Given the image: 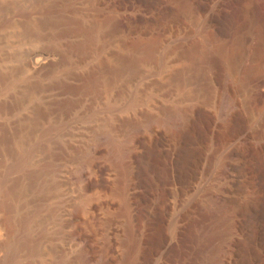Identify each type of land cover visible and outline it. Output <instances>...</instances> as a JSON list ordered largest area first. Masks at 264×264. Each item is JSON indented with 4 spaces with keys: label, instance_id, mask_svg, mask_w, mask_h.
I'll use <instances>...</instances> for the list:
<instances>
[{
    "label": "rangeland",
    "instance_id": "374dc122",
    "mask_svg": "<svg viewBox=\"0 0 264 264\" xmlns=\"http://www.w3.org/2000/svg\"><path fill=\"white\" fill-rule=\"evenodd\" d=\"M93 1L0 0V219L9 215L16 228L14 264H206L218 252L232 264H264V31L256 56L232 73L208 35L218 37L223 13L238 4L171 0L187 7L174 41L193 50L149 55L130 44L150 39L148 31L128 35L119 27L95 53L100 31L72 29L74 6L87 9L80 17L91 31L100 20L110 29L143 12L149 0H114L116 8L99 12ZM40 51L53 62L34 70ZM181 109L183 124L163 119ZM113 134L130 135L126 157L111 153ZM86 159L83 185L71 170ZM219 195L231 210L205 233ZM86 196L90 212H83ZM97 210L110 213L113 225L98 220ZM74 236L85 238L79 247Z\"/></svg>",
    "mask_w": 264,
    "mask_h": 264
},
{
    "label": "bare ground",
    "instance_id": "6f19581e",
    "mask_svg": "<svg viewBox=\"0 0 264 264\" xmlns=\"http://www.w3.org/2000/svg\"><path fill=\"white\" fill-rule=\"evenodd\" d=\"M116 1V0H115ZM196 2H198L199 4H203V0H195ZM173 1L171 0H149L147 6L145 7V10L143 12H138V13H133L131 14L132 16L130 17H127L125 19H120L119 17L121 16H117V18H119L120 20H114L112 22L113 25L111 27V25H109L110 29L106 28L104 26V23L107 21L106 20H103L105 22H100L98 23H95L93 26H92V29L91 31L86 30V28L83 26V21L81 19L80 16H85L86 15V11L87 9L85 10L84 8H81V7H76L74 6V16L71 18H68V23L72 26V29L76 30V31H83V32H86V34H88L89 36H91V32L94 30L98 32V30L100 31V35H99V43H98V46H97V49H95V53H100L102 51H104L111 43L114 38V36H116L115 34L117 33V29H120L121 28H124V30L126 29L127 31V34L129 32H146L148 31L150 34H151V37L150 39H148L147 41L143 42V41H138L134 44L130 43L132 46H140V45H144L148 54H153V53H160V55L162 56V58L166 59L176 53H185V51H187L188 49L190 50V48H194L195 46L192 45V47L190 46L189 47H186V46H183V44H179V43H176L174 41V38L175 37H178L176 35H179L181 33V28L183 26L182 23H183V17L186 10H187V7L180 4L179 8H176L173 4H172ZM232 2H234V5L235 3L238 4V6L236 8H234L233 11L229 10L230 12L229 13H223L225 14L224 16V22L222 23L221 27L219 28V33L217 34L218 37L216 35H214V33L210 32L209 35H208V39L209 41L211 42H214L215 43V46H216V51H218L219 53H221L225 58H226V61H227V67L229 68V70L233 73L236 71V69L241 65L242 62H247V61H250L251 59H253L256 54L258 53L259 51V46H258V37L263 33L264 31V0H232ZM107 5H111L113 6V8H116V2H114V0L112 1H109V0H94L92 2V5H91V8L97 12H99V10H102V8H104L105 6ZM230 5V4H229ZM233 5V3H232ZM110 7V6H109ZM108 7V8H109ZM229 8V7H228ZM90 9V8H88ZM178 9V10H177ZM90 11V10H89ZM102 12V11H101ZM133 12V11H132ZM189 12V11H188ZM122 13V12H121ZM221 13V12H220ZM91 14V13H90ZM89 15V14H88ZM94 15V14H93ZM110 16V15H109ZM124 17V16H123ZM116 18V17H115ZM114 18V19H115ZM107 19V18H106ZM113 19L110 18V20ZM189 19V18H188ZM223 19V17H222ZM202 21V20H201ZM109 22V21H108ZM111 24V23H110ZM107 25V24H106ZM197 26V25H196ZM103 27H105L106 29H103ZM123 31V30H122ZM125 32V31H124ZM203 32V31H202ZM126 33V32H125ZM216 33V32H215ZM126 34V35H127ZM129 35V34H128ZM116 38V37H115ZM121 40V39H120ZM97 42V41H96ZM193 42V41H192ZM195 44V43H194ZM131 47V46H130ZM139 49V48H138ZM144 50V49H143ZM193 50V49H192ZM155 55V54H154ZM184 55V54H183ZM158 56V55H157ZM177 56V55H176ZM180 57V56H179ZM35 60V63H36V69L34 70H41V69H44L46 68L47 66L51 65L52 62H53V56L52 54L48 53V52H43V51H40L38 53L35 54L34 58ZM159 59V58H158ZM172 59V58H171ZM225 60V59H224ZM243 65V63H242ZM241 65V66H242ZM207 67V66H206ZM240 69V68H239ZM238 70V69H237ZM247 70V69H246ZM239 71V70H238ZM237 71V72H238ZM243 71V70H242ZM240 70V72H242ZM245 71V70H244ZM237 72L235 75H237ZM247 72V71H246ZM245 72V73H246ZM242 79H241V82L243 84H245L246 82V77H245V74L243 75L242 74ZM230 97V96H229ZM227 99V98H226ZM225 99V100H226ZM233 99H231L230 101L232 102ZM230 101L228 102L230 104ZM225 102V101H224ZM223 102V103H224ZM227 103V101H226ZM225 104L226 105H228ZM232 104H230L231 106ZM229 106V105H228ZM224 107V105H223ZM227 107V106H226ZM187 111V110H186ZM226 112V111H225ZM183 110H177L175 112H171V113H168V115L166 117H163V119L168 122V123H171V124H177L178 121H182V118H183ZM162 119V120H163ZM164 121V122H165ZM180 121V122H181ZM152 122V121H150ZM149 122V123H150ZM163 122V121H162ZM183 124V121L181 122ZM154 123H152L153 125ZM150 126V124H148ZM155 125V124H154ZM179 125V124H178ZM181 125V124H180ZM159 126V125H158ZM154 127V126H153ZM174 127V126H172ZM177 127V125L175 126V128ZM147 128V127H146ZM151 129V127H149ZM178 128V127H177ZM139 129V127H138ZM160 129V127H159ZM133 130V129H132ZM137 130V129H135ZM134 130V131H135ZM147 130V129H145ZM156 130V129H155ZM128 131V130H127ZM131 131V130H130ZM140 131V129H139ZM148 131V130H147ZM154 131V130H153ZM132 133H134L133 131H131ZM150 132V131H148ZM152 132V131H151ZM154 133V132H153ZM127 134V133H126ZM112 135V134H111ZM128 135V134H127ZM133 135V134H131ZM119 136V135H118ZM114 136L113 134V137L111 136L110 138V148H111V153L113 154V156L117 157L118 159L122 158V157H126L125 154H126V146H127V143L130 142L129 139H130V135L125 137L126 139H122L118 138ZM237 137V136H236ZM238 138V137H237ZM134 139V138H132ZM153 139V138H152ZM108 141V140H107ZM173 142V141H172ZM177 142V141H175ZM131 143V142H130ZM129 143V144H130ZM174 143V142H173ZM179 143V142H178ZM128 144V145H129ZM175 144V143H174ZM177 144V143H176ZM175 144V146H176ZM150 145V144H149ZM179 147V146H177ZM170 148V147H169ZM174 149V148H173ZM178 149V148H177ZM91 150V149H90ZM89 150V151H90ZM95 150V148H94ZM98 150V149H97ZM171 150H172V147H171ZM175 150V149H174ZM96 151V150H95ZM91 152H93L91 150ZM89 153V152H88ZM96 153V152H95ZM94 154V153H93ZM92 154V155H93ZM111 154V155H112ZM127 154H128V151H127ZM92 157V156H91ZM90 158V157H89ZM88 159V158H87ZM86 161H81L79 162V164L77 165L75 163V167L73 168V170L71 171H74L75 174H72V173H68L69 175L72 174L73 178L75 179L76 182H80L83 181L84 179L85 180H88L86 179L87 176L89 175V160ZM62 160V159H61ZM81 160V159H80ZM79 160V161H80ZM88 161V163H87ZM61 162V161H60ZM69 163V161H67ZM78 163V162H77ZM91 163V162H90ZM69 165V164H68ZM73 165V164H71ZM70 165V166H71ZM93 165V164H92ZM104 165V164H103ZM59 166V165H58ZM57 166V168H58ZM67 166V165H66ZM74 166V165H73ZM65 167V166H64ZM68 168V167H67ZM72 168V167H71ZM94 168V167H93ZM60 169V168H59ZM66 169V168H64ZM63 169V170H64ZM70 169V168H69ZM95 169V168H94ZM98 169V168H97ZM96 169V170H97ZM101 169V168H100ZM62 170V169H61ZM59 170V171H61ZM104 170V169H103ZM112 170V169H111ZM114 170V169H113ZM58 171V170H57ZM70 171V172H71ZM73 172V173H74ZM114 172V171H113ZM111 172V173H113ZM116 172V171H115ZM63 173V172H62ZM96 173V172H95ZM118 174V172H116ZM93 174V173H92ZM101 174V172H100ZM110 174V173H109ZM95 175V174H94ZM103 175V174H102ZM91 176V173H90V178L93 179ZM96 176V175H95ZM100 176V175H99ZM98 176V177H99ZM108 176V175H107ZM106 176V177H107ZM114 176V175H113ZM67 177V176H66ZM105 177V176H104ZM105 177V178H106ZM108 177L109 180L111 179L112 180V175H109ZM117 178L118 175L116 176ZM116 177H113L114 179L117 180ZM68 178V177H67ZM103 178V179H105ZM147 178V177H146ZM71 179V177H70ZM74 179H73V182H74ZM98 179V178H97ZM144 179V178H143ZM66 180V179H65ZM133 180V179H132ZM135 180V179H134ZM68 181V179H67ZM94 181V179L92 180ZM139 181V180H138ZM71 182V181H70ZM86 182V181H84ZM89 182L91 183V180L89 179ZM113 182V180H112ZM140 182V181H139ZM142 182V181H141ZM2 183L3 182V174L0 170V192H1V186H2ZM63 183H64V180H63ZM62 183V184H63ZM87 183V182H86ZM137 183V182H136ZM144 183V181H143ZM72 186L76 185V183H71ZM70 184V185H71ZM81 184L84 185V183L81 182ZM89 184V183H88ZM87 184V186H88ZM135 184V183H133ZM139 184V183H138ZM136 185V184H135ZM145 184H143L144 186ZM65 185L63 184L62 188L66 189L64 187ZM67 186V185H66ZM69 186V185H68ZM90 186V184H89ZM88 186V187H89ZM71 187V186H70ZM80 187V186H79ZM84 187V186H83ZM83 187H80L82 189H85L87 188L85 186V188ZM131 187V185H130ZM145 187V186H144ZM74 187H71V188H68L66 191L67 192H70L74 189H72ZM146 188V187H145ZM63 189V190H64ZM75 189L77 190V187H75ZM106 189V188H105ZM132 189V187H131ZM143 189L141 192H144V188H141ZM62 190V191H63ZM79 190V189H78ZM86 190V189H85ZM88 190V189H87ZM130 189L127 190V192L129 191ZM133 190V189H132ZM61 191V192H62ZM65 191V190H64ZM63 191V192H64ZM75 191V190H74ZM78 193V191H75ZM82 191V190H81ZM105 191V190H103ZM131 191V190H130ZM140 191V190H139ZM84 191H82L83 193ZM86 192V191H85ZM96 192V191H95ZM132 192V191H131ZM140 192V195L142 194ZM7 191L5 190V195H7ZM76 193V194H77ZM108 193V191L106 192ZM133 193V192H132ZM131 193V195H132ZM134 193H138V190L136 188H134ZM213 193V192H212ZM65 194V192L63 193ZM66 194H69V193H66ZM65 194V195H66ZM81 194V193H80ZM87 194V193H85ZM102 194V192H101ZM130 194V193H129ZM84 195V194H83ZM137 195V194H136ZM135 195V196H136ZM222 195V194H220ZM216 196L215 198V201L213 202L212 206L209 207L208 211H207V225H206V228L207 230L205 231V233L208 231L209 234H213L211 233L212 231L214 232L216 230V225L217 224L216 222L219 220V218L227 215L229 213V211L231 210V207L232 205L230 204V201L229 199L224 198L222 196ZM63 196V195H62ZM67 196V195H66ZM70 196V195H69ZM72 197L76 196V195H71ZM78 196V195H77ZM134 196V195H133ZM215 196V195H214ZM230 196V195H229ZM97 197H99L97 195ZM101 197V196H100ZM107 197V196H106ZM105 197V198H106ZM66 198V197H65ZM80 198H82L80 196ZM86 198H89V197H84V200L85 202L83 203V212H85V210L88 209H91V204L90 202H88L89 200H87ZM102 198V197H101ZM229 198V197H228ZM90 199V198H89ZM100 199V198H99ZM104 200V197L102 198ZM135 199V198H134ZM4 200V199H3ZM83 200V198H82ZM98 201V200H97ZM96 201V202H97ZM100 203L102 202V200H99ZM107 199L105 200V203H106ZM110 201V200H108ZM108 201H107V204H108ZM94 203V202H93ZM111 203V202H110ZM99 204V203H98ZM94 205V204H92ZM96 205V203H95ZM94 205V206H95ZM102 205V204H101ZM104 205V204H103ZM109 205V204H108ZM1 206V205H0ZM106 206V204H105ZM100 207V206H99ZM98 207V208H99ZM109 208L107 209H110L112 208V205H109L108 206ZM94 208V207H92ZM97 208V206H96ZM103 208V207H102ZM101 208V209H102ZM105 208V207H104ZM103 208V209H104ZM95 209V208H94ZM100 209V208H99ZM106 209V210H107ZM82 210V209H81ZM96 210V209H95ZM94 210V211H95ZM93 211V212H94ZM100 211V210H99ZM90 212V211H89ZM98 212V210H97ZM158 212V211H157ZM89 214V213H88ZM87 214V215H88ZM95 212H94V215L95 216ZM108 212L105 214V212H98V220H101V221H105L106 223L109 224V222L112 223L113 225V222H114V218L112 216H110L109 214V217L107 216ZM86 215V217H87ZM72 216V215H71ZM97 216V214H96ZM96 216L94 218H96ZM112 217V218H111ZM71 218V217H70ZM74 218V216L72 217ZM93 218V217H92ZM12 218L9 216V215H6L4 218L0 219V226H3L5 228V235L4 237L0 238V253L2 252H5L7 255H6V259L3 260V261H0V264H14V250H15V247L17 246V243H18V240H17V234H16V228L14 226V224L12 223ZM69 219V218H68ZM86 219V218H85ZM97 220V219H96ZM222 220V219H221ZM100 221V222H101ZM104 222V223H105ZM116 222V221H115ZM70 223V222H69ZM105 223V224H106ZM111 223L109 225H111ZM117 223V222H116ZM88 224V223H87ZM71 225V224H70ZM115 225V223H114ZM221 225V223H220ZM223 225V224H222ZM99 226V225H98ZM101 226V225H100ZM219 227V226H218ZM112 229V227H111ZM101 230V229H100ZM121 229H119L117 226H113V231H109L111 232L112 234H116L117 232H119ZM212 230V231H211ZM122 231V230H121ZM120 231V233H121ZM211 231V232H210ZM217 231V230H216ZM117 235V234H116ZM115 235V236H116ZM76 236V234H75ZM72 237L71 240H73V245L74 247L75 244L79 247L80 243L84 242V240L81 238V237ZM80 236V235H78ZM112 236V235H111ZM113 236V237H115ZM119 236V235H117ZM116 236V237H117ZM205 236V235H204ZM111 238V237H110ZM113 239V238H112ZM70 240V242L72 243V241ZM114 240V239H113ZM206 240V239H205ZM67 242V241H66ZM199 242V241H197ZM69 243V242H68ZM88 243V242H87ZM84 244V243H83ZM104 244V243H103ZM71 245V244H70ZM69 245V246H70ZM88 245V244H87ZM84 246V245H83ZM202 246V245H201ZM219 247V246H218ZM17 248V247H16ZM67 248V247H66ZM83 248V247H81ZM72 249V248H71ZM221 249V248H220ZM223 249V248H222ZM229 249V248H228ZM227 249V250H228ZM17 251V250H16ZM85 251V250H84ZM221 251V250H220ZM223 251V250H222ZM225 251V250H224ZM231 251V250H229ZM218 252V251H217ZM234 253V252H233ZM104 254V253H103ZM225 254V253H224ZM1 255V254H0ZM102 255V254H101ZM16 256V255H15ZM114 256V255H113ZM108 257V256H107ZM111 257V256H110ZM227 256L223 255L221 252H218L216 255L213 254V256L211 258H209V260L207 261L206 264H232V260L231 258L228 256V258H226ZM234 257V256H233ZM5 258V257H4ZM86 258V257H85ZM89 256L86 258L88 259ZM102 258V257H101ZM104 258H106L104 256ZM113 258V257H112ZM85 259V261H86ZM91 259V258H90ZM108 259V258H107ZM107 259H101L99 262V264H108L107 263ZM123 258H121L122 260ZM181 261V260H180ZM179 261V262H180ZM91 262V261H90ZM125 262V261H124ZM86 263V262H85ZM98 264V263H97ZM110 264V263H109ZM115 264V263H114ZM176 264V263H175ZM203 264V262H202Z\"/></svg>",
    "mask_w": 264,
    "mask_h": 264
}]
</instances>
